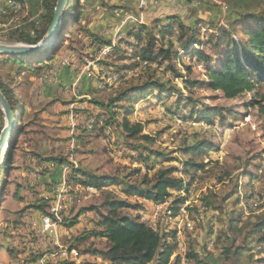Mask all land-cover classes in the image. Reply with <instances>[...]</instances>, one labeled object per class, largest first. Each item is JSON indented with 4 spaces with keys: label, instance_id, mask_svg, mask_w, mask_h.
<instances>
[{
    "label": "rangeland",
    "instance_id": "374dc122",
    "mask_svg": "<svg viewBox=\"0 0 264 264\" xmlns=\"http://www.w3.org/2000/svg\"><path fill=\"white\" fill-rule=\"evenodd\" d=\"M42 1L0 0V43L21 44L12 41V38H16L18 31L27 32L32 25H40L43 16ZM97 1L101 0H79L81 19L78 24L70 26L69 30L73 32L69 39L63 40L55 55L57 57L55 61L60 65L66 61L67 67H63H69L68 70L72 68L71 74H74L80 81L83 77L80 78L78 70L95 61L98 71L89 72L90 76L85 77L91 79L92 84L97 85L98 82V88L88 95H84L83 91L79 92L76 85L81 84L80 81L75 82L76 84L72 85L71 89L61 88V94L69 89L71 96L62 98L58 92L51 102L57 105L52 109L48 108V114L43 119L36 114L40 109L39 105H30L26 110L23 109L18 113L20 124L18 123L17 126H21L24 135L16 142L17 150L13 155L15 167L20 165L21 154L28 147H44L48 151L56 146L58 148L57 157L69 155L71 148H68L67 143L71 139L68 134L71 129L68 125L70 123L75 128H86L78 134V136L81 135L77 143L78 148H76L78 155L75 160L71 161L76 167H81L94 175L118 178L124 184L140 185L146 173V166L136 161L137 154H131L129 146L142 147L144 150L141 152L142 155H146V151L160 153L162 157H153L146 162V165L153 166L146 173L145 187H147L152 181V175L159 169L169 166L180 167V161L187 158L179 153L181 148L207 141L216 149L209 151L206 155L193 157L194 161L205 163V168L194 174L190 172V175H194L192 183L180 189L181 191L171 192V198L163 202L169 203L174 199H184L178 215L171 216L168 211L170 204L166 206L165 211L155 214V207L161 206L162 203L147 204L148 206L143 207L137 215L140 221L153 227L157 226L162 233H172V241L168 239L176 247L172 257L177 255L180 262L183 260L184 264H190L189 261L186 263L185 259L190 251H195L209 264H264V248L260 250L255 244L257 236L249 235L252 223L264 214V138L262 136L264 122L257 107L251 105L252 100L258 101L264 98V88L242 94L234 99H226L220 91H214L205 86L185 90L180 79L172 80L169 73L155 66L147 71L134 66V69L123 72V74L119 73L120 76L116 79L115 76L109 75V67L105 65L109 64L112 69H115L130 65L131 62L129 60L115 62L109 59L107 54L110 49L105 50V56L101 55L99 52L102 48H98L96 43L89 41L82 30L88 27L99 39L116 44L118 37H126L128 30L134 31L140 25L147 26V35L157 36L153 30L152 20L159 19L163 24L167 16H175L186 26L193 27L200 24L197 27L203 38L204 35L211 34L208 28L228 26V23L239 15H264V0H102L104 9L101 8L102 6L97 8ZM125 14L134 17L142 14L144 22H138L134 26L126 22L123 26L121 21ZM153 15L160 18L152 19ZM115 23L122 27H116ZM173 28L174 32H177L176 24ZM202 28L204 29L201 30ZM174 35L177 36L175 33ZM146 39L147 36L143 37L138 46H144ZM168 41V37L164 38V45H167ZM119 49L127 51L124 43L119 46ZM178 53L181 55V51ZM6 58L7 55L0 56V83L8 84L14 97L16 88L18 89L16 94L21 95L24 101L29 94L46 95V92L41 90L40 82H47V76L51 73L46 77H41L39 82H35L37 77L31 73L30 68L33 62L25 64L24 69L17 73V66L5 62ZM216 58L214 55L213 60ZM175 65L183 75H186L185 67H191L189 79L206 80L202 63L195 59L192 61L189 57L181 55ZM88 67L91 69V66ZM150 74L163 81L169 80L171 85L181 89L184 96L190 97L194 110H203L207 107L223 110L224 123H220L218 118H214V122L210 125L196 122L195 119H183L182 116L190 111L191 106L179 109L176 115H172L168 108L175 109L174 100L168 99L162 104L156 103L155 105L140 101L133 105L128 115L131 123L142 126L141 135L148 137L149 141L141 138L128 139L120 128L107 127L100 130L105 110L100 107L97 110H91L92 102L106 104L118 89L130 83H138ZM11 75L13 80H11ZM101 76L104 78L100 81L98 78ZM30 85L31 89L36 87L37 91L29 92ZM253 93H256L254 98ZM61 101L66 102L63 104ZM262 101L264 103V99ZM72 102L76 103V110L70 112L67 109L64 110L65 106ZM58 104L63 107H57ZM70 114L75 115L76 120L70 121L67 118ZM97 116L99 120L94 125V117ZM65 118L66 120H62ZM121 120L122 115L119 114L117 121L121 122ZM1 126H4V117L1 119L0 116V128ZM3 158L4 154L1 161ZM164 158L175 160L164 162L162 160ZM10 161L11 151L4 161L5 165ZM6 168L5 166L1 172L0 180V244L3 243L7 247L3 238L8 237V229L4 228V223L12 221L16 211L32 205L37 199L36 196L42 195L43 191L39 190L42 185L30 184L23 180H20V186L17 187L15 181H19L17 176L23 168H14L5 173ZM135 169L140 171L134 172ZM247 172L251 173L252 177H244ZM175 176L182 177L185 181H188L190 177L180 173H176ZM62 189L69 208V211H66L67 217L74 215L80 208L99 205L103 199L101 192L95 189L93 191H97L96 193H87L86 188H81V191L80 189L75 190L72 185L66 187L64 182ZM119 189L118 186L104 187V190L112 191L111 193L116 197L122 198ZM15 192H18V196L12 199ZM19 195L23 198L22 205H18ZM130 199L136 201L135 197ZM182 209L185 211L181 212ZM83 225L84 223L81 224L80 230L74 233L75 236L82 232ZM4 246H1V252L3 248L5 251ZM81 246V250L88 247L104 249V241L91 239ZM228 247L230 250L227 255L230 256L225 257L222 249ZM237 247H242L243 251L235 256L233 253ZM6 253L0 254V264H26L30 261V257L21 256L22 251L17 248L13 253L10 251Z\"/></svg>",
    "mask_w": 264,
    "mask_h": 264
},
{
    "label": "trees",
    "instance_id": "16d2710c",
    "mask_svg": "<svg viewBox=\"0 0 264 264\" xmlns=\"http://www.w3.org/2000/svg\"><path fill=\"white\" fill-rule=\"evenodd\" d=\"M102 1V0H101ZM57 0H43V16L39 26H31L27 32L18 31L14 42L25 45H37L45 36L52 20L53 11ZM81 10L79 0H67L61 17V24L56 39L51 47L31 54L7 55L6 61L16 65V72L19 73L24 69L25 64L33 62L30 65L31 73L35 76L49 68L48 62L57 55L64 39H69L72 32L69 30L73 24H78L81 19ZM153 30L157 33L147 35V26L140 25L134 31L128 33L129 38L133 40L129 43H123L129 48L130 52L122 51L119 48L111 46L110 42L99 39L91 33L86 27L81 28L89 41L96 43L98 48L111 47L107 54L109 59L115 62L129 60L130 65H123L120 68L112 69L109 72H126L128 70L142 68V70H151L152 66L169 73L173 79H180L182 86L186 90L197 87H208L214 91H220L224 98L234 99L245 93H251L258 89L264 88V15H239L228 23V26H214L208 28L211 32L208 36H200V24L193 27L184 25L178 17L167 16L162 24L159 19L152 20ZM177 25V32H174L173 25ZM202 28L201 30H203ZM177 34L176 35H174ZM67 35V38L65 36ZM147 36L144 46H138L143 37ZM168 37V44L164 45V38ZM160 43V45L158 44ZM181 55L187 56L190 60L201 62L205 71L206 80H192L188 76L191 67H185L186 75H183L176 68V61ZM212 54V55H210ZM217 58L213 60V56ZM114 66V65H113ZM112 66V67H113ZM163 66V67H162ZM42 76V75H41ZM138 82V81H137ZM0 92L6 98L11 110L14 112L15 129L12 140L8 145L4 158L0 163V180L1 172L6 166L5 173L14 169L11 162L5 165L4 161L8 153L12 150L14 141L18 134L22 133L21 126L18 125V113L23 111V107L14 98L12 89L8 84L0 83ZM253 93V98L256 96ZM168 99H173L175 109L168 108L172 115H176L179 109L190 107V111L182 116L185 120L195 119L196 122L212 124L214 118H218L220 123H224L225 117L221 109L206 108L193 109V102L190 97L184 96L182 90L168 81L157 79L153 74L144 78L138 83H130L109 98L106 104L93 101L92 104L105 110L102 116L103 128H120L122 133L128 139L141 138L149 141V138L141 135L142 126L137 123H131L128 115L135 103L140 101L150 103V105L162 104ZM264 99V98H263ZM263 99L258 101L252 100V106H256L258 113L263 117L264 122V103ZM106 114V115H105ZM122 115L121 122L117 121L118 115ZM1 119L3 117L0 111ZM194 117V118H193ZM94 125L98 122L99 116L94 117ZM20 124V123H19ZM2 126L0 131L2 130ZM81 132L86 128H80ZM264 138V129L262 131ZM80 139V138H79ZM131 154L136 153V161L146 166L148 173L153 166L146 165L147 160L153 157H162L158 152L146 151L142 155V147L129 146ZM216 149L214 145L207 141L192 144L180 149L179 153L186 156L184 161H180V167L169 166L161 168L152 175V181L149 186L145 187L147 174L143 175L140 185L124 184L118 178L94 175L83 170L81 167H74L66 163L63 158H51L52 163L61 166H69L66 174V186H78L80 188L91 187L97 191H102L103 199L99 205L80 208L74 215L67 217L63 215L60 225L69 229L77 225L78 219L85 213H92V227L84 228L82 232L71 238L69 249H78V247L91 239L104 241V249L88 247L86 252L91 255H97L102 258L106 264H181L180 258L176 255L172 257L176 247L170 243L173 239L172 233H162L156 227L150 226L140 221L137 213L142 210V205L136 201H130L131 197L149 201L152 204H161L169 200L173 191H181L185 186L194 180L190 172L196 173L205 168V163H198L193 157L206 155L209 151ZM144 151V150H143ZM145 156V157H142ZM164 162H171L175 159H162ZM177 161V160H176ZM135 169L134 172H139ZM180 173L184 176H190L188 181L182 177H176ZM245 176L252 177L251 173H245ZM107 186L120 187L122 198L116 197L109 191L104 190ZM16 193H14V196ZM184 203V199H174L170 203L168 211L172 217H176L179 209ZM46 201L36 200L32 205H28L19 212L29 209H35L42 214L45 213ZM69 211V208H68ZM127 211V212H126ZM18 212V213H19ZM131 212H134L133 215ZM235 222H238V220ZM250 236H257L255 244L260 250L264 248V214L256 218L252 223L249 232ZM170 239V241L168 240ZM230 248H223L222 254L229 257ZM243 251L242 247H237L233 255L238 256ZM186 263L190 264H209L199 257L195 251H190L185 256ZM33 262V259H31Z\"/></svg>",
    "mask_w": 264,
    "mask_h": 264
},
{
    "label": "crops",
    "instance_id": "0c3cea01",
    "mask_svg": "<svg viewBox=\"0 0 264 264\" xmlns=\"http://www.w3.org/2000/svg\"><path fill=\"white\" fill-rule=\"evenodd\" d=\"M97 4H98L97 5L98 9H99L98 6H102L101 8L104 9L103 8L104 6L101 3V1H99V2L97 1ZM145 12L146 11H144V13ZM146 17H148V16H146ZM164 17H165V15H164ZM153 18H160V17L153 15L152 19ZM112 21H114V20H112ZM121 25L124 26V24H121ZM121 25H118V23H117L116 27L121 28L122 27ZM87 29L91 33H93V34L95 33L93 31H91L90 28L87 27ZM129 32H130V30L127 31L126 37H124V38H123V36L118 37V39H117L118 41L116 44L111 43L114 45L113 47L119 48V46H121V44H123L124 41H129L130 39H132V38L128 39V37H127ZM121 38H123V39H121ZM125 50H127L128 53L130 52L128 47H126ZM56 58L57 57L55 56L54 59L49 61L48 62L49 68L44 70V72L42 71L39 74V76H36L37 79H35V82H37V81L39 82L41 77H46L50 73L52 74V75L50 74L49 76H47L49 79V80L47 79V82L49 81L48 83L47 82H42V83L40 82L41 90L45 91L46 95L39 96L37 94L36 95H30L29 94L27 96V98L24 97L25 98V101H24V99L21 98V95L16 94L18 89L16 88L14 90V94H15L14 98L23 107V109L26 110L27 107H29L30 105H32V106L39 105L40 106L39 111L36 113L37 115H39L38 117H40V119L45 118V116L48 114V108L52 109V108H54L55 105H57L55 103L51 104V102L53 101L52 98L53 97L55 98V96L58 94V92H59V94H61V88L66 87V88L71 89L72 85L76 84L75 82L80 81L79 78L76 79L74 74H71L70 71H72V68L70 70H68L69 67L68 68L63 67V65H60V63H57L55 61ZM93 62L95 63V61H93ZM123 62H127V60H124ZM96 67H98L97 64H96ZM120 74H123V72H121ZM120 74L116 73V72H112V73L109 72V75L115 76L114 78H116V79L119 78L118 76H120ZM97 76H98V73H97ZM82 77H80V78H82V80L79 82L81 84L78 83L79 85H76L79 89V92L83 91L84 95L92 94V92L98 88V86H97L98 82H97V85H96V83L92 84V83H90L91 79H88L85 76H82ZM94 78H96V77H94ZM103 78L104 77L101 76L98 79L101 81V80H103ZM16 79H18V77ZM51 79L54 81H52ZM11 80H13L12 75H11ZM76 86H73V87H76ZM34 90L37 91L36 87L31 89V85H30L29 86V92L30 91L32 92ZM68 90H65L61 94L60 97L66 98L69 95L71 96V93ZM77 94H79V93H77ZM56 99L59 100L57 97H56ZM65 102L66 101H64V102L61 101V103H63V104H65ZM75 102H78V101H75ZM75 102H72L70 105L68 104V106H65L64 110L67 109L68 112L76 110V103ZM44 103H45L46 107H45V105H43ZM57 107H63V106L58 104ZM90 108H91V110H97L99 107L92 104ZM67 118H68V116H67ZM62 120H66V118L62 119ZM68 125L71 126V129L68 132L71 139L67 143V144H69L68 148H71L70 154L69 155H62V157H58V158H63V160L66 163H72L71 160L72 159L75 160L76 155H78L76 148H78L77 143H78V141H80L79 138H81V135L78 136V134H81V130L79 131V127L75 128L70 123H68ZM82 128H84V127H82ZM23 135H24V131L22 133L18 134V137L15 139L13 148L11 150V161L10 162L12 164V167L16 168V169L23 168L21 170L20 175L17 176V178H19V181L18 180L15 181L16 186L17 187L20 186V180L27 181L30 184L42 185V186H40L39 190H42L43 194L37 195L36 196L37 199H35V201L36 200L46 201V204H47L46 209H45L46 214H42L41 212H39L35 209H27L21 213L19 212L20 210L16 211L13 215L12 221H6L4 223V228L8 229V231H7L8 237L3 238L4 242L7 244V247L4 246L3 243L0 244V249H1V246L5 247V251L3 248L2 252L0 250V254L3 252L6 253L7 251H10L11 253H13L14 249L17 248V250L22 251L21 254L19 253L21 256L23 255L24 257H30V261L26 264H39V260L42 257H44V263L43 264H106V262H104L101 257L87 253L86 252L87 248H84L83 250H81V248H82L81 245L78 247V249H69L71 238L76 235V234H74L76 231L80 230L82 223H84L82 230L84 228L92 227V218H93L92 213L83 214L78 219L77 225L72 227V228L65 229L59 224L51 232L42 231L41 219L43 216L48 214L50 198H53L54 194H55L54 189L58 185V183L61 181V179H64L63 182L65 183V178H66V174H67L68 170H66V171L62 170L61 171V169H62L61 165L56 164V163H52V162H48V161H51L50 160L51 158L57 157L58 148L56 146H54L53 148H50L48 151L44 147H42V148H30V147L26 148L24 153L21 154V158L19 159L20 165H16V167H15V165L13 163V161H14L13 155H14V152H16V150H17L16 142L19 140V137H21ZM50 165H52V167H50ZM65 186H66V183H65ZM74 187H75V190L80 189V191H81L80 187H78V186H74ZM15 193H16V195L13 196L12 199L17 198L18 192H15ZM22 199L23 198L19 195L18 205L23 204ZM129 200L133 201L132 199H129ZM138 203H140L142 205V207H146V206H148L147 204H150L151 202L142 200ZM25 207H27V206H25ZM64 216H66V214ZM62 219H63V217H62ZM14 233H17V234H14ZM8 246H10V248H8ZM59 247L67 249V250L76 251L78 253V257L75 259H68L67 257L63 256L59 252V249H57ZM17 256L20 257L19 255H17ZM31 259H33V262L31 261Z\"/></svg>",
    "mask_w": 264,
    "mask_h": 264
},
{
    "label": "water",
    "instance_id": "95a60500",
    "mask_svg": "<svg viewBox=\"0 0 264 264\" xmlns=\"http://www.w3.org/2000/svg\"><path fill=\"white\" fill-rule=\"evenodd\" d=\"M67 0H57L51 23L43 39L34 46L25 44L0 43V56L23 55L43 51L53 45L60 24L63 10ZM0 111L4 117V126L0 131V163L1 157L6 152L15 129L14 112L11 110L6 98L0 92Z\"/></svg>",
    "mask_w": 264,
    "mask_h": 264
},
{
    "label": "built area",
    "instance_id": "2783aa9c",
    "mask_svg": "<svg viewBox=\"0 0 264 264\" xmlns=\"http://www.w3.org/2000/svg\"><path fill=\"white\" fill-rule=\"evenodd\" d=\"M126 22H129V23L133 24V26L136 23H138V22H144L143 15L139 14L138 16L134 17L132 15L125 14L123 19H122V21H121V23L125 24ZM111 46H112V44H111ZM106 49H111V47H104V48H102L100 50L99 53L101 55L105 56V50ZM61 65L67 66V62L63 61L61 63ZM88 66H91L90 67L91 69H89ZM88 66H86L85 68L83 67L82 69L79 70L81 77L82 76L89 77L90 76L89 72H94V71L97 72L98 71V68L96 67V63L91 62L90 65H88ZM68 118H69L70 121L76 120V116L72 115V114L68 115ZM68 164L76 167L74 165V163H68ZM50 167H52V165H50ZM62 170H69V166L68 165L62 166L61 171ZM63 180L64 179H61V181L58 183V185L54 189V193L55 194H54V197L52 198V200L50 201L49 208H48V214L43 216L42 219H41L42 231H44V232H51L52 230H54L55 227L61 223L63 215L68 210L67 198H66V196L64 195V193L62 191V182H63ZM96 192L97 191L87 190V193H96ZM100 192H102V191H100ZM141 200L136 198V202H140ZM170 203H172V202L169 201V203H162L161 206L155 207V214L160 212V211H165L166 206L168 204H170ZM184 211H185V209H182L181 212H184ZM179 216H181V215H179ZM57 249H59V252L63 256L67 257L68 259H75V258L78 257V253L76 251H74V250H67V249H64V248H61V247H59ZM43 263H44V257H42L39 260V264H43ZM181 264H184L183 260L181 261Z\"/></svg>",
    "mask_w": 264,
    "mask_h": 264
},
{
    "label": "bare ground",
    "instance_id": "6f19581e",
    "mask_svg": "<svg viewBox=\"0 0 264 264\" xmlns=\"http://www.w3.org/2000/svg\"><path fill=\"white\" fill-rule=\"evenodd\" d=\"M106 50H107V49H106ZM108 50H109V49H108ZM107 52H108V51H107ZM108 53H109V52H108ZM87 190H93V188H91V187H87V188H86V191H85V190H84V191L87 192ZM62 191H63V189H62ZM63 193H64V192H63Z\"/></svg>",
    "mask_w": 264,
    "mask_h": 264
}]
</instances>
